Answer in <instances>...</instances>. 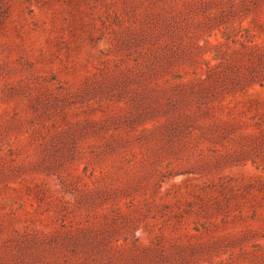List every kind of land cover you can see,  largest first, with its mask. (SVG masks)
Segmentation results:
<instances>
[{
	"label": "rangeland",
	"instance_id": "rangeland-1",
	"mask_svg": "<svg viewBox=\"0 0 264 264\" xmlns=\"http://www.w3.org/2000/svg\"><path fill=\"white\" fill-rule=\"evenodd\" d=\"M0 264H264V0H0Z\"/></svg>",
	"mask_w": 264,
	"mask_h": 264
}]
</instances>
